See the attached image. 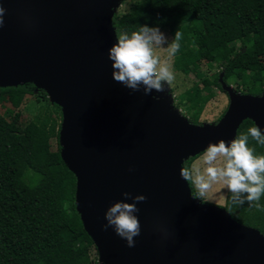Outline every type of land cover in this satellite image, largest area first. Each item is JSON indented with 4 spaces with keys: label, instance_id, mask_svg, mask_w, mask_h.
Here are the masks:
<instances>
[{
    "label": "water",
    "instance_id": "1",
    "mask_svg": "<svg viewBox=\"0 0 264 264\" xmlns=\"http://www.w3.org/2000/svg\"><path fill=\"white\" fill-rule=\"evenodd\" d=\"M122 1L0 0V87L32 82L62 108L61 157L77 179L76 209L100 264H264V235L195 197L180 176L183 160L230 142L244 121L264 134V94L237 92L221 74L226 113L217 124L195 125L166 86L145 96L115 82L108 50ZM123 192L147 197L137 204L133 248L103 230Z\"/></svg>",
    "mask_w": 264,
    "mask_h": 264
},
{
    "label": "trees",
    "instance_id": "2",
    "mask_svg": "<svg viewBox=\"0 0 264 264\" xmlns=\"http://www.w3.org/2000/svg\"><path fill=\"white\" fill-rule=\"evenodd\" d=\"M126 1H132L130 10L112 20L116 35L145 25L168 29L173 39L176 31L181 33L175 69L203 78V87L196 85L176 105L193 98L187 107L191 123L201 125L203 102L214 97V88L224 92L221 74L237 92L264 94V0ZM204 63L218 71L204 78ZM5 99L15 111L11 119L1 110ZM28 99L42 105L40 115L30 121L23 120L21 110ZM62 121V108L44 90L36 93L34 83L0 87V264H100L76 209L77 179L61 157ZM253 126V121H244L238 135ZM248 146L255 155H264V145L251 136ZM259 203L257 210L229 199L225 210L264 235V195Z\"/></svg>",
    "mask_w": 264,
    "mask_h": 264
},
{
    "label": "clouds",
    "instance_id": "3",
    "mask_svg": "<svg viewBox=\"0 0 264 264\" xmlns=\"http://www.w3.org/2000/svg\"><path fill=\"white\" fill-rule=\"evenodd\" d=\"M5 12L0 5V28L4 25ZM181 38V33L176 31L174 39L169 42L159 27L146 25L131 34H117L116 43L108 50V58L112 61V79L132 92L143 88L145 96L153 90L164 92L165 85L175 79L171 61L180 49ZM153 99L158 100L159 97ZM249 136L264 145V134L256 125L248 129V134L237 135L230 142L221 139L217 143H209L198 156H189L182 161L180 176L194 186L197 198L205 197L215 185H222L231 195L221 194V200L230 199L232 204L240 206L247 203L257 210L262 208L259 201L264 195V155L254 154L255 150L248 146ZM122 197L105 212L107 223L103 225V230L112 228L118 237L126 241L127 247L133 248L134 238L141 234L137 204L145 202L147 197L133 196L129 192H123ZM128 200L132 203L124 202Z\"/></svg>",
    "mask_w": 264,
    "mask_h": 264
},
{
    "label": "rangeland",
    "instance_id": "4",
    "mask_svg": "<svg viewBox=\"0 0 264 264\" xmlns=\"http://www.w3.org/2000/svg\"><path fill=\"white\" fill-rule=\"evenodd\" d=\"M131 6H132V1H126V2L122 1L116 10V13L126 14L130 10ZM160 31L164 33L165 36L168 38L169 42H171L173 37L171 36L169 30L161 29ZM238 46H240V44H238ZM164 47H167V45H164ZM161 55L164 56L165 54H161ZM171 62L175 73V79L171 84H167L165 86L167 87L166 89L169 92V94L172 96L173 104L176 107V105L179 103V98L182 95H184L187 91L192 90V88H194L196 85H199L201 88L203 87V83H202L203 78L198 77L195 73L186 75L180 71H177L175 69V57L172 59ZM217 71L218 70L215 65L210 66L207 63L202 64L201 73L203 74L204 78L211 77ZM38 91L40 90L36 89V93H38ZM207 93L208 91H205V96H207L206 95ZM212 93L214 94V97L213 98L206 97V99L203 102L204 110L199 120L201 125L217 124L222 118L223 114L226 113L225 111L227 110V108L229 107L230 99L226 92H221L218 89L214 88L212 90ZM49 100L51 102L50 98ZM192 101L193 98L188 97L184 100V103L180 106V108L176 107L180 115L188 119L190 122H191V113L187 112V107L192 103ZM41 106H42L41 104H36L33 99H28L27 102L21 108L23 114V120L30 121L35 119L37 116H39L41 113L40 111ZM1 110L2 113L5 115V117L8 119H11V117L15 114V111L11 109L6 99L2 104ZM221 194L227 196L229 192L227 189H223L222 185H215L213 187V190L201 199L203 200L204 203L216 205L225 209L227 205V201H223L220 199ZM242 225H244V223ZM245 226L249 227L248 225Z\"/></svg>",
    "mask_w": 264,
    "mask_h": 264
}]
</instances>
